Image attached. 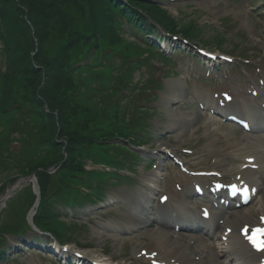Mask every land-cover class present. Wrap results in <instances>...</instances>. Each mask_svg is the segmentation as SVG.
<instances>
[{
	"label": "trees",
	"instance_id": "obj_1",
	"mask_svg": "<svg viewBox=\"0 0 264 264\" xmlns=\"http://www.w3.org/2000/svg\"><path fill=\"white\" fill-rule=\"evenodd\" d=\"M31 1L34 2L35 0H31ZM114 2H117V6L120 4L119 0H85L83 2V9H85L90 15L96 16L95 25H92L89 23L85 26V29L83 28L84 26H82V29L84 30L85 33H90L93 30H97L98 26L100 24L105 26L109 23V18H110L111 12H112L111 10L113 8ZM39 35L42 36V38H40V39H43V36L46 35L45 31L42 30ZM56 39H57V37L54 36L50 42H54V41H56ZM0 154L3 157H5V156L9 157V155H6L5 153H3L1 151H0ZM31 158H34V159L31 162L28 161V164L26 166L27 170H33L37 166L40 167L42 164H44L42 159H40L39 155H35V157H34V155H31L29 157V159H31ZM5 160H7V159H5ZM19 160H21L22 162L21 161H18V162L26 165L23 158H20Z\"/></svg>",
	"mask_w": 264,
	"mask_h": 264
},
{
	"label": "rangeland",
	"instance_id": "obj_2",
	"mask_svg": "<svg viewBox=\"0 0 264 264\" xmlns=\"http://www.w3.org/2000/svg\"><path fill=\"white\" fill-rule=\"evenodd\" d=\"M34 3L35 2H33V1L20 0V4L27 6L29 9H31V7L34 5ZM20 4H19L18 0H10L8 3V9L10 11L12 18H19L21 21H24L25 14L21 11V9H19ZM33 17H34L35 21H38V18L35 15H33ZM37 29H38V25L37 26L34 25V28L26 27V31L23 34V39L27 45V53L30 57L28 63H29V66L31 67V69H34L33 64L44 66V63H45L44 55L40 51L38 53H36L34 57H32L33 53H35V50H36V47L33 43L32 38L35 36L37 37V35L40 34V32H38ZM0 63H1V61H0ZM39 73L40 72H34V75H35V78L37 81H38V79H40Z\"/></svg>",
	"mask_w": 264,
	"mask_h": 264
},
{
	"label": "snow or ice",
	"instance_id": "obj_3",
	"mask_svg": "<svg viewBox=\"0 0 264 264\" xmlns=\"http://www.w3.org/2000/svg\"><path fill=\"white\" fill-rule=\"evenodd\" d=\"M226 98L230 99V97H227V96H226ZM252 192L255 193V189H252ZM244 194H245V196L248 195V189L247 188L244 189ZM262 219H264V218H262ZM256 232L258 234H264V229H257ZM250 239L252 240L253 244L257 247L258 250L264 249V244L257 243L255 237H251Z\"/></svg>",
	"mask_w": 264,
	"mask_h": 264
},
{
	"label": "bare ground",
	"instance_id": "obj_4",
	"mask_svg": "<svg viewBox=\"0 0 264 264\" xmlns=\"http://www.w3.org/2000/svg\"><path fill=\"white\" fill-rule=\"evenodd\" d=\"M191 124H193V121H192V120L190 121V125H191ZM250 127L254 129L253 124H252V126H250ZM191 129H192V128H191ZM191 129H190V130H191ZM216 215H220V212H216ZM168 236H169V235H168ZM168 236H167V237H168ZM160 240H164V239L160 237ZM177 247H178V243H176V244L174 245V249H176Z\"/></svg>",
	"mask_w": 264,
	"mask_h": 264
}]
</instances>
